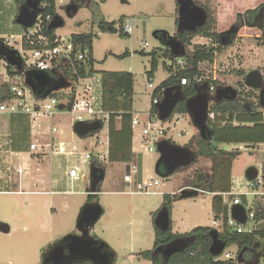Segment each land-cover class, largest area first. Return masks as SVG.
I'll return each mask as SVG.
<instances>
[{
  "label": "rangeland",
  "instance_id": "374dc122",
  "mask_svg": "<svg viewBox=\"0 0 264 264\" xmlns=\"http://www.w3.org/2000/svg\"><path fill=\"white\" fill-rule=\"evenodd\" d=\"M195 1L206 4L209 10L214 13L215 18L218 13L221 14L218 17L219 23L216 27L218 32L226 31L233 24H236L238 28L233 42L229 43L224 52L217 56L215 63L201 65L203 74L209 73L218 82L216 88L223 89H234L237 83L241 82L242 77L237 74L238 71L249 73L259 70L264 78V45L259 43L261 34L258 26L237 20V15L245 12V6L255 0H239L238 6L235 4V0ZM263 2L264 0H256L254 3L248 4L247 7L253 6L255 8ZM70 4L77 7L76 12L71 16L67 13V7ZM17 13L18 6L13 0H0V39L9 40V43H13V48H18V41L22 32V27L15 22ZM56 15L64 22L61 27L55 29L57 36L68 38L71 35H94L93 57L96 71L129 72L133 75L132 110L134 114L140 113L141 123H145L144 117L146 115L144 114L150 107L152 92L170 76L164 67V64H170V59L165 58L163 54L166 47L153 34L166 32L169 37L176 39L179 18L176 0H92L90 6L87 5V0H56ZM127 18L134 21L130 35L122 34L121 31V23ZM102 20L114 24L115 31L113 33L103 32L99 28V23ZM207 43V39L200 37H196L191 42L192 45ZM153 49L161 50H158L156 55L158 66L150 81L147 72L151 69L149 52ZM7 64L9 65L8 61L1 57L0 86L6 78L4 73ZM11 68L21 69L15 65H11ZM149 83L152 84V88L148 87ZM59 90L61 91H57V95L61 94L65 99H69V89L63 87ZM175 117L176 115L168 123L160 121L162 123L161 128L165 129L161 140L166 139L174 145L186 147L191 152L196 151L195 140L199 138L198 130L189 118L175 123ZM53 125L62 132V135L61 132L57 134L58 140L68 142L73 139V143L78 146L77 149L80 152L91 151L96 139H105L108 134L107 125L104 124L102 130L93 136L79 138L73 132V118L67 112H59L53 120ZM9 127L10 116L0 114V186L5 183L4 180L13 183L18 176L16 173L18 167L14 163L15 157H11L9 153L8 155L2 153L4 138L8 135L11 136ZM134 131L136 134L134 147L141 152L139 154L142 161L141 177L149 175L148 178L152 177L159 180V185L153 189V194L126 193L131 190L123 185L127 165L107 161L104 163V179L101 182V192L98 193L100 194L98 204L103 213L94 229L97 237L104 238L114 248L115 252H113L116 253L114 264H151L139 253L152 250L154 235L151 232V225L157 214L156 210L160 208L163 201L161 192L169 191L172 194H179L180 188H192L183 186L190 185L193 180V172L196 170L205 178L209 175V161L200 159L185 170H176L169 177L159 179L154 173V167L159 158L157 151L147 153L140 148L141 128L135 126ZM154 139H149V142L153 143ZM218 148L226 151H242L240 157L233 163L231 173L234 180L243 182V186L246 183L244 174L249 167H255L260 175L263 174L264 145L244 147L225 144ZM30 158L32 157L30 156ZM34 158L37 157H33L32 161H35ZM47 159L50 158L47 157ZM61 161L63 162H61L59 174L57 176L51 175L61 182L59 187L51 186L52 191L57 192V195L0 194V223H6L10 227L8 234L0 231V264H43L44 257L49 252L51 244L58 241L57 238L60 239L61 236L68 233H78L76 219L80 209L88 202L86 190L90 188L91 167L90 164L82 165L76 157L71 164H68L65 158ZM135 164L132 163L130 166L138 170V166ZM65 165L80 168L83 179L78 178L71 181L68 177L61 178ZM48 168L49 165L44 168L42 166L40 171L35 172L34 170L31 175L36 178H44L48 176ZM1 187L3 188V186ZM261 191L264 193V187ZM202 196L201 192H197L196 196L189 198L186 202L173 206V216L170 220L174 222L173 225L177 231L186 232L190 231L192 227L210 226L212 224V213H210L207 204L201 202ZM257 199L263 201L264 194L257 196ZM73 205L76 206L74 211L70 208ZM192 205L193 207L190 208ZM51 207L57 210L56 214L50 211ZM193 216L197 218L196 222L187 226L188 221L194 219ZM103 223L108 224L104 232L100 229ZM139 223L142 225L140 226ZM249 226H251V222L245 225V227ZM255 241L259 245H264L262 238L256 237ZM229 251L235 257L236 247H229ZM258 253H260L259 258L255 259V254L248 252L245 254V259H252L245 263L235 261L234 264H264V251ZM129 254H131V258H123L124 255Z\"/></svg>",
  "mask_w": 264,
  "mask_h": 264
},
{
  "label": "trees",
  "instance_id": "16d2710c",
  "mask_svg": "<svg viewBox=\"0 0 264 264\" xmlns=\"http://www.w3.org/2000/svg\"><path fill=\"white\" fill-rule=\"evenodd\" d=\"M89 1V4H87L88 6H90L92 3V0ZM192 1L194 3H198L195 0ZM14 2L17 5H22L24 0H14ZM38 3L39 4L35 9L38 10L37 16L40 17L43 26L46 27L42 33L49 38V41L52 44L54 39L57 37L55 30L56 28H53L52 26L56 23V0H38ZM200 5L201 8L207 11L206 22L202 27L196 28L194 32H180L176 37L177 40L170 38L166 32H157L156 35V38L163 46L166 47V50L163 54L165 58L170 59V63H174L177 57H186L185 68L179 70L174 75L172 74L171 65L164 64V67L170 76L167 78V80L157 86L152 92L151 97L157 98L159 101L162 100L163 92L167 89H170L173 94H179V101L172 115L169 119L163 121L162 123L170 122L174 115L187 114L185 101L191 97H194L199 91H202V86L191 84L183 85L181 84V81L184 79L191 80L196 76H201L202 73L199 69L200 64L215 63L217 56L222 54L228 45L226 43L220 42L219 40L220 33L216 30L217 22L214 13L209 10L206 4ZM262 6H264V2L255 9L244 12L243 15L238 14L237 17H245L251 22L253 16ZM75 8L77 9V7L72 6V4L69 6L68 13L70 16L74 15L76 12L74 11ZM99 28L103 32L109 31L113 33L115 31L114 24L107 23L105 20H102L99 23ZM21 31L22 32L20 35H24V33L27 31V28L22 27ZM260 34L259 43L264 45V34L261 32ZM196 37L207 39L208 43L192 45L191 42ZM68 39L74 45L75 51L84 52L86 55L83 61L73 60L72 67L78 71L77 75H74L70 71V68L62 69V74L67 80L70 79V81L76 80L78 77L83 78L95 74L101 76L103 85V110L109 113V121L106 126L109 149L106 161L109 163H123L127 166H130L132 163H136L135 165L138 166L136 181L138 182L141 179L142 161L140 155L134 153L132 150L133 131L130 124L133 113L132 104L134 77L129 72H98L94 69V35H71L68 37ZM173 40L175 41V44L172 46L174 53L171 54L169 42ZM2 42L3 40L0 39V45ZM176 44H178V47L175 46ZM189 47H191V49H189ZM24 48L27 47L25 46ZM4 50L8 52V50L13 49L4 47ZM158 50L161 49H153L149 52V55L151 56V69L147 72L148 79H152L154 72L157 69L158 62L156 55ZM175 54H179V56L175 57ZM16 55L17 52L15 53V56L12 59L13 61L11 62H9L7 58L0 56V59L1 57L5 58L9 63V65L7 64L6 66V71L9 77H13L17 74L11 68L13 62H18ZM237 74L242 77V80L241 82H238L234 88L236 95L233 98H225L221 96L219 100L216 99V92L223 88H216L218 85L217 81H207V84H210L215 89L212 93H208L209 97L211 98L209 112L226 115L228 123L225 125H220L212 121H207L205 136L201 137L199 135V138L195 140V160L190 166L196 164L200 159L208 160L210 163L209 175L205 178L201 176V174L196 170L193 172V180L190 182V185L183 186H190L194 189L214 195L211 203L213 219L216 220L218 216L222 215V228L220 231H217L211 227H196L188 233L175 234L172 233L171 221L169 229L165 232H161L157 228H154L155 237L152 250L139 253L141 257L150 261L151 264H234L235 261L245 263L246 261L252 259H245L246 253H254V258L256 259L257 257L259 258L260 253L258 252L264 251V245H259V243L255 241L256 237L264 239V200L261 201L254 199L251 203L249 211L254 213L255 227V230L252 233L237 234L224 225L227 214V206L223 205L221 194L228 192L231 188L232 165L240 157L242 151H226L220 150L218 147L225 144L244 147H256L259 145H264V124H262L264 112L258 102V92L257 90L249 89L245 86L244 79L247 75L246 71H238ZM65 86L66 84L64 81H54L49 84L48 90L39 93L40 90L36 89L34 93L38 98H42L44 94H46L47 91H51L52 88L59 90ZM0 89L7 91L6 93H8V86L6 84L1 85ZM46 96L58 97L59 95H57V92H50ZM61 96L63 97V95ZM6 99L7 96L0 98V102ZM69 99L70 101L72 100L71 94L69 95ZM151 113L153 115L158 114L156 105H152ZM119 116L121 117L120 121L117 120ZM11 118L13 121L15 120L17 122H23L26 120V118L28 120V116L24 114L11 115ZM233 122L236 124L234 125ZM18 124L21 125L20 123ZM102 124L104 125V123ZM25 133L26 130L24 126H20L18 130H14L15 141L11 145L14 150H18V148H20L18 146L20 142H23L22 137L24 138ZM94 134L95 133H91L88 136H93ZM105 162L96 163L95 166L104 170ZM188 167L181 168V170H185ZM160 172L164 173V170L160 168ZM100 187L101 183L96 186V192L100 191ZM180 197V193H175L173 195L164 194L163 202L160 208H166L170 217L172 203ZM94 198H96V195H88L89 202H93ZM242 202L245 204L244 198H242ZM214 232L217 234L218 240L223 243L226 248L231 246L237 247V255L234 259L219 260L222 254L213 256L209 252V248L212 243L211 233ZM175 239H186L187 241L190 239V243L184 249V251L175 253L164 261L161 254L155 252V249L158 247H165V245ZM73 264L90 263L78 262Z\"/></svg>",
  "mask_w": 264,
  "mask_h": 264
},
{
  "label": "built area",
  "instance_id": "2783aa9c",
  "mask_svg": "<svg viewBox=\"0 0 264 264\" xmlns=\"http://www.w3.org/2000/svg\"><path fill=\"white\" fill-rule=\"evenodd\" d=\"M134 27V21L130 18L125 19L121 24V31L125 35H130ZM46 27L43 26L40 17L36 16L34 24L27 28L24 35H20L18 48H13V43H9V40H4L0 46V52H4V47L12 48L17 52L18 62H13L15 66H19L21 69H13L17 74L13 77H9L7 71L5 70L4 75L6 76L3 80L2 85L6 84L8 86L7 91L0 89V98L7 96V99L0 102V114H24L28 116L30 122V134L35 138L34 143L29 145L30 156L37 157V159L51 158L52 156H61L66 159L68 164L74 162L75 157L82 165L90 164L95 165L96 163H103L108 157V134L105 139L97 138L93 143L92 150L88 152H80L76 145H70L67 142L58 140L57 134H60L59 128L53 125V120L59 112H67L73 118V124L78 122H92L100 121L107 125L109 121V113L103 110V85L102 78L100 75L95 74L92 76L78 77L76 80L68 82V80L63 76L62 69L70 68V71L77 75L78 71L72 67L73 60L83 61L85 59V53L80 51H75L74 45L70 42L68 38L57 36L53 43L51 44L49 38L45 36L42 32ZM24 39V40H23ZM16 43V42H15ZM27 48H24V47ZM144 46H147L144 44ZM201 63L199 69L202 73L201 76H196L191 80H182L181 84H191V85H204L207 81H215L214 77H211L209 73H204L201 69ZM172 67V74H176L179 70L185 68L186 57H177L174 63H170ZM7 66V65H6ZM0 76L1 73H0ZM41 78L45 85H41ZM14 82H11V81ZM30 81L32 85L40 90L39 93L44 92L49 89V84L54 81H64L65 88L70 90L72 100L65 99L61 96L51 97L43 96L38 98L35 96V91L27 84ZM151 81V79H150ZM149 88H152V84H148ZM35 89V90H36ZM54 89V88H52ZM61 90H52L51 92H57ZM214 87L208 84V93H212ZM66 100V101H64ZM160 101L157 98H151L150 107L148 111L144 114L146 115L144 119L145 123H141L139 118L140 113H132L131 119V129L134 135L135 126L141 128V143L140 148L144 149L147 153L154 152L155 145L162 141L161 137L165 132L164 128H161V122L158 120L157 115L151 113L152 105H159ZM69 104V106H68ZM68 107V108H67ZM143 114V113H141ZM188 119V115L177 114L175 117L176 122H182ZM119 116L117 120L120 121ZM118 121V122H119ZM207 121H212L220 125H225L228 123L226 115L219 113H210L208 111ZM171 122V121H170ZM44 123H47L46 132ZM235 125L236 123L233 122ZM264 124V113L263 122ZM73 125V127H74ZM103 125V124H102ZM119 125V124H118ZM154 139L153 143L149 142V139ZM166 140V139H165ZM132 150L136 153L138 150L132 145ZM136 154H141L137 152ZM72 160L70 161V159ZM24 170V171H23ZM27 173L26 169L23 167H18L16 173L21 175L22 173ZM138 170L130 166L129 170L124 175V182L130 191L138 194H153V189L159 185V180L154 178H144L141 177L140 181H136L135 177ZM66 176L70 179H83V174H81L80 168L76 166L66 165ZM240 180H232L231 188L228 192L222 193L223 205L227 206V214L224 221V225L231 231L237 234L247 233L250 234L255 230L254 227V213L250 212L251 203L257 196L264 194L261 189L264 187V176L263 174L257 175V177L252 180H246L245 185H242ZM244 187V188H243ZM194 189V188H186ZM198 192H202L198 190ZM19 193H22L19 191ZM95 193L87 192V195H95ZM242 198L245 200V204L242 202ZM233 205L244 206L247 212V219L245 224H240L235 221L230 215V208ZM251 222V226L245 227V225ZM223 225L222 215L218 216L216 220H212V226L217 231H220ZM221 257L219 260H230L234 259L237 255V247L235 257L229 247L224 246Z\"/></svg>",
  "mask_w": 264,
  "mask_h": 264
},
{
  "label": "water",
  "instance_id": "95a60500",
  "mask_svg": "<svg viewBox=\"0 0 264 264\" xmlns=\"http://www.w3.org/2000/svg\"><path fill=\"white\" fill-rule=\"evenodd\" d=\"M178 4V31L194 32L196 28L202 27L206 22L207 11L194 4L192 0H176ZM71 6V4H70ZM77 9L75 8L74 11ZM69 6L67 7V13ZM38 10L29 11L25 6L18 11L15 22L25 28H29L34 24ZM56 23L53 28H58L63 25V20L56 16ZM155 37L157 32L153 34ZM171 38V37H170ZM173 44L175 41L169 42L171 54L174 53ZM178 47V44L175 45ZM15 50H8V52H0V56L7 58L9 62L13 61ZM179 54H175V57ZM41 85H45L43 78ZM27 84L35 91L36 87L28 80ZM244 84L247 88L258 91V102L264 112V78L258 71H251L247 73L244 79ZM202 91H199L194 97L185 101V108L187 115L193 126L198 130L201 137L205 136L207 114L211 98L207 92L208 84L202 85ZM55 90V89H52ZM51 90V91H52ZM51 91H47L44 96ZM236 91L231 88H224L216 92L215 98L220 99L221 96L225 98H233ZM179 101V94L172 93L170 89L163 92L162 100L157 106L158 120L163 122L170 118L177 103ZM103 125L100 121L92 122H78L73 127V132L79 138L87 137L91 133H96L102 129ZM156 151L159 158L154 167V173L162 179L172 175L176 170L190 166L195 160L194 152L189 151L186 147L174 145L168 140H162L156 144ZM160 168L164 173L160 172ZM129 170V166L126 167ZM258 175V170L255 167H249L245 171V179L248 181L254 180ZM104 179V170L99 169L95 165L90 169V188L91 193L96 192V186ZM197 189H181L180 196L182 198H192L197 195ZM103 210L98 203L92 202L84 205L77 217L76 229L79 234L68 235L64 237L59 243L54 245L44 258L43 264H73L78 262H88L90 264H113L114 254L105 250V244L101 241L94 240L89 237V232L101 217ZM231 217L240 224H245L247 219V212L242 205H233L230 208ZM154 226L161 232H165L170 227L169 212L166 208H161L154 218ZM0 231L2 233H9L10 228L6 223H0ZM212 243L209 252L213 256L221 254L224 244L218 240L217 234L211 233ZM175 239L169 242L165 247H158L155 252L161 254L163 260H167L175 253H180L189 245L190 239Z\"/></svg>",
  "mask_w": 264,
  "mask_h": 264
},
{
  "label": "crops",
  "instance_id": "0c3cea01",
  "mask_svg": "<svg viewBox=\"0 0 264 264\" xmlns=\"http://www.w3.org/2000/svg\"><path fill=\"white\" fill-rule=\"evenodd\" d=\"M235 1H236L235 2L236 5L239 4V0H235ZM254 2H250L248 4H252ZM248 4L245 6V12L248 11V10H252V9H255L256 8V7L254 8L253 6L252 7H247V6H249ZM240 9H242V8H240ZM220 16H221V14L218 13L217 14V17H216V22H217L216 23V27H217V25L219 23L218 17H220ZM9 116H10V127H9V131L10 132L9 133H11V136L8 135L5 138L2 137V138H4L3 145H2V148H3L2 153L3 154H7V155L9 153L11 155V157H15L16 161H14V163L17 165V167H23V169L25 168L26 171H27V173H24L23 172L21 175L18 174L17 179L13 183L8 182V180H4L3 182H5V183H2L1 184V186H3V188L0 186V194L50 195V196L57 195L58 193L52 191L51 186H53V187L58 186L59 187L61 185V182L59 180H56L55 178L51 177V175L53 174V176L54 175L57 176L59 174V171L61 169V162H63L61 160H63L64 157H61V156H52L50 159L42 158L41 160L40 159H37V158L36 159L34 158L35 161H32L33 156H31L32 158H30L29 145H30V143H34L35 138L30 134V122H29V119L27 120V118H26V120L23 121V122H17L15 120L13 121V119L11 118V115H9ZM18 123H20L21 125H19ZM20 126H24L25 127L26 133H25L24 138L22 137V139H23L22 141L23 142H20L19 143V146L18 147H20V148H18V150H14L11 147V145L15 141L14 140L15 139L14 130H18L20 128ZM44 126H45V129L43 131L46 132L47 123H44ZM61 135H62V132H61ZM135 135L136 134H135V131H134V135H133V139H132V145H134ZM72 140L73 139H71V141H68L67 143H69L70 145H76V144L73 143L74 141H72ZM49 163H51L52 165L49 164ZM36 165H37V167H35ZM46 165H49L48 174H47L48 176H46L44 178L32 177V175H31L32 171H33V173H34V170H35V172H37V170L40 171V168L42 166L44 168ZM126 172H127V170H126ZM231 172H232V170H231ZM144 173H145V171H144ZM0 175H1V173H0ZM65 177H67L66 176V165H65L64 173L61 175V178H65ZM146 177L148 178L150 176L149 175L144 176L143 179L144 178L146 179ZM231 178L233 180L232 173H231ZM71 181H72V179H71ZM123 185L127 186L126 183L124 182V179H123ZM36 186H38V188H36ZM34 187H35V189H34ZM127 187H125V188H127ZM47 188H49V189H47ZM19 191H21L22 193H19ZM88 191L89 190H86V194H87ZM100 192L101 191L97 192V194L100 193ZM167 192H169V191H162L160 195L162 197H163L164 194L173 195L172 192H169V193H167ZM62 193H65V192H62ZM118 193L125 194L124 192H118ZM126 193H129V194H138V193H133L130 190H128V192H126ZM201 193L203 195L202 196L203 199H201L202 200L201 202L203 204H207V206L209 207L210 213H212V216H213L211 203H212V198H213L214 195L213 194L206 193V192H203V191ZM99 195L100 194L96 195V198H94V201L93 202L98 203V196ZM188 199L189 198H182V197H180L179 199L176 200L177 202L174 201L172 203L171 216H170L171 219H172V216H173L174 207L177 204L181 203V202H186V200H188ZM162 202H161V205H162ZM87 203H92V202H89L88 201ZM161 205H160V207H161ZM196 206H198V205H196ZM192 207H193V205L190 206V208H192ZM70 208L74 211V209L76 208V206L73 205L72 207L70 206ZM160 209L161 208H158V210H156L157 213H158V211ZM50 211L51 212H54V214L57 213V210L54 207H51L50 208ZM196 220H197V218L194 217L193 220L188 221L187 226H190L191 223L196 222ZM76 221H77V219H76ZM170 221H171L172 233H175V234H185V233L190 232L192 229H194L192 227V229L190 231L188 230L186 232H180V231H177L175 229V225H173L174 222L172 220H170ZM153 224H154V221H153V223L151 225L152 226V231L151 232L154 235V228H155V226ZM139 225L141 226L142 224L139 223ZM94 227H95V225H94ZM94 227L91 228L89 234L91 236H93L92 238L94 240L101 241L102 243H104L105 244V250L110 251V252H112L114 254V259H113V264H114L115 258H116V253H114L115 252L114 248L104 238L97 237ZM107 227H108V224L103 223L102 224V227L100 229H101V231L104 232ZM203 227H211V228H213L212 224L210 226H203ZM77 234H79V233H76V234L75 233L64 234V236H61L60 239L57 238L58 241H55L54 240L55 243L54 244H51L50 249H51V247H53V245H56L57 243H59L64 237H66L68 235H77ZM153 244H154V239H153ZM152 248H153V245H152ZM123 258L124 259L131 258V254L124 255Z\"/></svg>",
  "mask_w": 264,
  "mask_h": 264
},
{
  "label": "flooded vegetation",
  "instance_id": "af4514ba",
  "mask_svg": "<svg viewBox=\"0 0 264 264\" xmlns=\"http://www.w3.org/2000/svg\"><path fill=\"white\" fill-rule=\"evenodd\" d=\"M14 1V0H13ZM89 0H87V4H89ZM197 2V1H196ZM38 0H24V3L22 5H17L18 6V11L21 7L25 6L27 8V10L29 11H32V10H35L38 6ZM195 5L201 7V3H194ZM203 5V3H202ZM73 6V5H72ZM18 15V13H17ZM239 15H243V13H239ZM17 17V16H16ZM16 17H15V20H16ZM237 20L238 21H241V22H247V24H255L258 26V29L259 31L264 34V6H262L261 8H259V10L257 11V13L253 16V19L252 21H248L245 17H242V18H238L237 17ZM237 31H238V28L236 27V24H233L232 27H228V29L226 31H223V32H219V40L220 42L222 43H226V44H229V43H232L233 42V38L235 37V35L237 34ZM180 32L178 31L177 32V35L179 34ZM173 39H175L173 37ZM177 40V38L175 39ZM1 46V45H0ZM89 237H93L89 234ZM54 246V245H53ZM52 248V247H51ZM49 253V252H48ZM47 253V255H48ZM47 255L45 257H47ZM44 257V258H45Z\"/></svg>",
  "mask_w": 264,
  "mask_h": 264
}]
</instances>
